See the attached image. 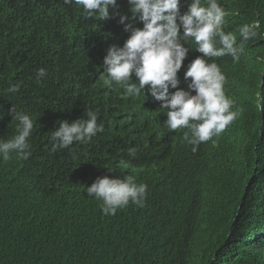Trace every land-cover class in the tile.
Instances as JSON below:
<instances>
[{
  "label": "trees",
  "instance_id": "trees-1",
  "mask_svg": "<svg viewBox=\"0 0 264 264\" xmlns=\"http://www.w3.org/2000/svg\"><path fill=\"white\" fill-rule=\"evenodd\" d=\"M190 2L181 0V13ZM218 2L228 13L223 30L238 43L245 23L259 20L260 35L238 63L208 58L240 115L193 153L186 129L163 127L166 110L147 86L143 101L99 80L109 46L128 38L112 17L130 15L127 0L102 21L63 0H0V138L16 134L12 104L36 120L29 158L0 160V264H264V0ZM182 43L190 51L178 78L187 90L185 68L202 54L191 39ZM41 68L47 76L37 79ZM90 110L104 130L50 151L58 122ZM105 175L147 184L144 206L104 216L81 185Z\"/></svg>",
  "mask_w": 264,
  "mask_h": 264
},
{
  "label": "clouds",
  "instance_id": "clouds-1",
  "mask_svg": "<svg viewBox=\"0 0 264 264\" xmlns=\"http://www.w3.org/2000/svg\"><path fill=\"white\" fill-rule=\"evenodd\" d=\"M63 2L81 6L88 18L98 21L109 19L110 9L117 5V0ZM127 3L130 15L112 13V17L119 16L118 23L129 33L128 38L122 47L109 46L103 57L104 71L99 80L103 86L119 85L124 90V98L142 97L143 101L147 86V95L161 102L159 110H166L163 127L170 132L186 129L182 139L195 153L201 143L218 137L240 115L239 110H232L234 101L225 94L226 76L220 66L215 61L209 62L208 58L230 56L233 63H238L244 53V43L259 37L260 21L241 25L238 28L241 42L238 43L233 32L223 30L228 13L218 0H191L184 13L180 11L181 0H127ZM137 21L142 23V28L135 26ZM181 29L182 36L179 35ZM189 39L202 55L185 68V90L179 87L178 72L190 51L182 41ZM258 59L264 60V57ZM36 76L37 79L45 78L46 69H39ZM133 76L136 82L132 81ZM257 106L264 107V104ZM8 114L11 122H16V134L11 138H0V160L6 162L13 157L26 160L31 155L29 138L36 120L13 104ZM84 115L86 119L58 122L59 127L50 132V151L70 149L77 142H89L104 130L102 124H98L97 111L90 110ZM136 153L135 147L128 149L131 158L134 159ZM81 186L88 197L101 201L104 216H115L129 203L143 207L148 192V185L137 183L133 175L123 178L105 175L97 177L90 186Z\"/></svg>",
  "mask_w": 264,
  "mask_h": 264
}]
</instances>
